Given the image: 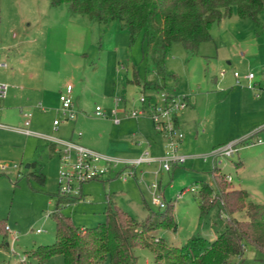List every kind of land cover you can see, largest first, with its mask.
<instances>
[{
    "label": "rangeland",
    "instance_id": "1",
    "mask_svg": "<svg viewBox=\"0 0 264 264\" xmlns=\"http://www.w3.org/2000/svg\"><path fill=\"white\" fill-rule=\"evenodd\" d=\"M233 13L236 14L225 18L222 24L225 32L214 30V41H203L196 54H189L181 42H175L165 58L168 71L166 91L186 96L193 104H188L178 114L182 122L179 127L185 135L179 152L192 156L162 177L157 176V168L151 166L146 174L139 175L142 180L139 184L132 177L123 180L110 171L102 178L85 182L83 194L78 195L76 201L60 206L61 212L70 216L76 226L91 229L104 222L108 197L140 222H145L148 217L156 218L165 208L158 207L154 202V189L148 186L158 181L163 199L174 204L172 214L177 229H159L153 234L170 245H183L196 231L200 212L198 193L204 183L216 190V176L226 173L232 179L223 176L228 184L243 188L251 193L254 200L264 202V142H255L258 136L264 139V130L248 139L244 138L250 133L229 139L231 131L240 132L233 124L237 119V99L230 87L223 90L225 86L220 70L225 67L227 79L233 78L234 66H237L234 64L238 63L231 66L226 60L219 66L213 57L216 50L224 53L228 44L237 39L242 41L240 37L249 35L243 32L249 29H240L243 30L241 34L237 32L241 25L254 27L264 37V9L259 15L263 27L261 33L251 20L240 18L236 9ZM16 25H19L17 30L23 35L28 33L40 39L47 63L57 71L59 85H66L69 81L75 85L73 98L83 111L77 116H82L80 120L86 117L76 131H81L84 137L91 134L96 138L102 131H110L113 127L112 122H103L106 117L96 115V106L109 113L107 106L113 105L114 108L115 99L120 97L118 115L122 123L119 127L125 131L133 128V118L126 113L134 107H141L138 98L142 91L152 97L153 103L159 99L156 90H141L130 81L134 72L141 80H154L156 73L147 55L143 34H138L132 41L128 30L119 21L104 24L91 20L85 14L72 12L66 4L54 6L49 0H0V32L3 39L16 30ZM239 68L243 76L245 73ZM245 70L246 73L252 70L258 74L253 67ZM260 75L264 77V73ZM216 79L221 82H214ZM234 79V84L248 86L245 80L237 83ZM256 88V91L251 90L258 97L261 89ZM139 117L151 132L158 134L148 114ZM231 124L232 129L229 128ZM239 139L235 153L230 157L220 156L215 165L212 150ZM36 158L38 164L34 168H27L28 162L20 163L14 157L0 163L5 165L0 166V264H21L23 260L27 264H41L32 255L33 250L55 242L56 219L52 212L59 197L63 196L58 186L59 162H48L39 154ZM239 160L245 164L242 170L235 164ZM15 163L23 169L19 176ZM220 180L225 182L223 178ZM191 187H196V190L191 191ZM204 235L212 239L214 230L208 228ZM134 253L139 264H156L151 249L138 246ZM108 263L107 260L102 264ZM44 264H65V260L62 255H54ZM229 264H264V251L248 246L243 257L233 258Z\"/></svg>",
    "mask_w": 264,
    "mask_h": 264
},
{
    "label": "trees",
    "instance_id": "2",
    "mask_svg": "<svg viewBox=\"0 0 264 264\" xmlns=\"http://www.w3.org/2000/svg\"><path fill=\"white\" fill-rule=\"evenodd\" d=\"M49 1L54 6L66 4L72 12L104 24L119 21L132 41L143 34L156 78L141 80L134 72L130 81L156 91L166 90L165 58L173 43L181 42L189 54H196L203 41L211 40L213 25L231 16L235 9L241 18L251 20L258 32L263 28L259 15L264 0ZM223 176L227 175L215 177L216 190L208 183L202 184L197 229L181 246L167 244L153 234L159 229L176 231L172 201H166L165 211L156 218L140 222L108 197L105 221L89 229L76 226L61 212L62 204L78 197L60 196L52 212L56 219L55 242L39 246L32 255L41 264L54 255H62L65 264H102L107 260L108 264H139L134 250L142 246L154 252L156 264H229L233 258L243 257L248 246L264 251V202L254 200L243 188L231 186ZM208 228L214 230L212 239L204 235ZM21 264L27 263L23 260Z\"/></svg>",
    "mask_w": 264,
    "mask_h": 264
},
{
    "label": "crops",
    "instance_id": "3",
    "mask_svg": "<svg viewBox=\"0 0 264 264\" xmlns=\"http://www.w3.org/2000/svg\"><path fill=\"white\" fill-rule=\"evenodd\" d=\"M233 14L235 15L236 13ZM228 17L222 18L213 25L211 40L214 41V30L218 33L225 32L222 24H224L225 18ZM28 25L31 24L28 23ZM16 27V30L9 33L8 38L3 39L0 32V80L9 84L8 95L0 102V123L11 127L22 126L26 119L24 113L31 112L30 128L45 136L73 140L97 151L122 159L137 157L144 149H148L152 156L164 154L166 149V138L164 135L158 131V134L151 132L146 126L145 121L140 119L141 117L132 119L134 122L132 129L122 131L119 127L122 120L117 124L111 117L113 105L107 106L106 109L109 113L106 112L107 120L103 121L107 124L112 122L113 127L110 131H102L96 137L97 139L91 134L86 137L83 136V133L81 136L78 135L79 131H76V129L84 124L86 120L85 116H83L84 119L82 120H80L82 116H77L73 121L61 122L58 128L54 129L53 122L60 116V94L65 90L66 85L72 83V81L67 82L66 85H59L55 74L57 71L49 65L50 63H47V57L41 49L43 44L40 42V39L35 36H29L28 33L23 35L22 32L17 30L20 29L19 25H16ZM243 28L249 29L248 32L240 30ZM239 30L237 31L239 34L242 31L249 33V35L244 37L249 40L245 41L243 37H240L242 41H238L237 39L228 44L224 53L216 50L213 57L216 58L219 66H222L226 60L231 66L237 62L238 64H234L237 65L234 66V71H239L237 67H240V71L245 74L246 68L251 69L253 67L258 72L254 80L255 84L261 90L260 93L258 92L259 96H255L251 90L252 88L248 84V86L234 84L235 77L233 76V78L229 77L227 79L225 67L221 68L220 76L223 78L222 83L225 86L223 90H227L229 87L232 89L231 93L237 99L238 107L235 112L237 119L233 124L240 132L235 133L229 130L231 131L229 133V139H236L237 137L252 133L257 129L259 131L264 130V77L260 75V73H264V37L257 33L254 27H247L245 24L243 27L241 25ZM221 71H225L223 76L221 75ZM242 79L248 83L247 78L242 77ZM214 82H221V80L216 79ZM138 86L141 90L144 89L141 85ZM254 90L256 91L257 88ZM73 91L75 92L74 84ZM247 92L249 93L246 94ZM189 104L193 105L191 101ZM74 108L79 113L83 112L75 100ZM177 124L178 126L182 124L179 116L177 117ZM231 127L233 128L232 124L229 125L230 129H232ZM37 154H39L41 159L46 158L48 162L56 160L60 166V153L51 140L42 136L26 135L9 127H0V163L6 161L9 157H14L20 163L28 162L26 165L27 168H34L38 164L36 160ZM187 155L192 156V154ZM235 164L240 170L245 165L243 160H239ZM15 165L17 164L15 163L14 167L18 169L17 175L19 176L23 173V169L21 166ZM0 166L4 167L5 165ZM151 166L153 165H144L138 168L137 177L146 174L147 169ZM154 166L157 168L156 165ZM122 168L124 167L121 165L113 168L110 172L119 177L118 174ZM164 173L166 171H162L160 177ZM41 176L42 182H44V175L42 173ZM137 183L139 184V182ZM235 187L240 188L238 186Z\"/></svg>",
    "mask_w": 264,
    "mask_h": 264
},
{
    "label": "built area",
    "instance_id": "4",
    "mask_svg": "<svg viewBox=\"0 0 264 264\" xmlns=\"http://www.w3.org/2000/svg\"><path fill=\"white\" fill-rule=\"evenodd\" d=\"M225 71H221L223 76ZM234 77L237 83H241L242 77L248 79V85L250 88L255 89L256 73L249 71L245 75H241L239 71H234ZM9 91V84L0 80V102L7 97ZM160 95L159 99L153 103L152 97H148L142 91L138 101L141 103V107H134L126 115L137 118L139 116L148 114L152 118L155 129L164 135L166 138V149L164 154L160 156H152L148 149H144L140 155L134 158H119L114 155L103 153L87 147L79 142L42 135L30 128L31 125V112H25L26 119L22 126L11 127L9 125L0 123V127H9L18 132L26 135H35L45 137L56 145L57 151L60 153L61 161L58 169V186L63 196H78L82 195L83 184L92 179L102 178L106 173L113 168L123 166L118 176L123 180L129 177L135 178L137 182H142L137 177V170L144 165H156L157 170L155 174L160 176L162 171L169 172L175 166L184 163L186 159L191 156L187 154H181L179 152V146L185 138L184 133L181 131L177 124L178 114L183 111L189 104L186 96H177L168 93L166 90L157 91ZM60 116L54 120V129H57L61 122L73 121L77 118L78 112L74 108L73 99V85L67 84L65 90L60 94ZM121 103V98L115 99V107L111 111V117L117 124L121 122V118L118 115V107ZM95 113L98 116L107 117V113L102 110L100 106H96ZM259 129L253 131L244 139H248L251 136L256 135ZM78 135L81 136L82 132L79 131ZM235 140L222 146L216 147L212 150L211 155L214 157L215 165L220 161V156L230 157L236 151V144L240 141ZM256 143H263L264 139L257 137ZM17 166V165H15ZM228 179H231L228 176ZM154 189V202L158 207L163 208L167 202L163 199L160 193L159 181L154 182L148 186ZM191 191L196 190V187H191ZM8 228V227H6ZM40 229H38L39 231Z\"/></svg>",
    "mask_w": 264,
    "mask_h": 264
}]
</instances>
